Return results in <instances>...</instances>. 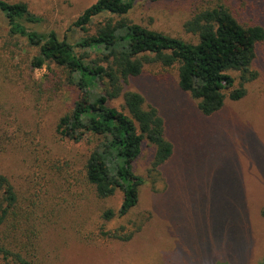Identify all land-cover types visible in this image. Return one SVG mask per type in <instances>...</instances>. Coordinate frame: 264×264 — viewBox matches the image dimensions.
I'll use <instances>...</instances> for the list:
<instances>
[{
	"label": "rangeland",
	"instance_id": "374dc122",
	"mask_svg": "<svg viewBox=\"0 0 264 264\" xmlns=\"http://www.w3.org/2000/svg\"><path fill=\"white\" fill-rule=\"evenodd\" d=\"M24 2L41 22L24 25L74 44L86 32L72 27L97 0ZM224 3L243 25L264 28V0H134L128 19L185 41L183 24L197 8ZM102 19V17H100ZM92 32V29H89ZM38 49L9 33L0 13V174L13 185L15 216L0 225V249L17 251L32 264H261L264 259V42L252 63L257 78L246 95L226 99L210 116L179 89L176 68L145 65L126 88L140 93L164 121L172 155L154 182L152 149L135 163L147 180L137 206L105 221L120 192L99 199L84 182L86 146L60 141L55 125L78 98L60 70L32 67ZM116 106L120 100L114 102ZM153 180V182H152ZM140 227L129 241L101 232ZM0 264H17L11 258ZM6 259V258H5Z\"/></svg>",
	"mask_w": 264,
	"mask_h": 264
},
{
	"label": "trees",
	"instance_id": "16d2710c",
	"mask_svg": "<svg viewBox=\"0 0 264 264\" xmlns=\"http://www.w3.org/2000/svg\"><path fill=\"white\" fill-rule=\"evenodd\" d=\"M133 2L97 0L72 23L86 35L71 44L54 31L27 29L24 23L37 24L41 18L26 3L0 0L9 33L38 49L32 67L46 65L50 72L57 68L65 83L78 92L54 132L60 141L86 146L83 179L97 198L121 193L119 207L104 211L105 221L123 218L137 206L139 190L147 180L134 168L144 146L152 149L148 172L154 182H163L159 169L172 155L163 118L155 107L145 105L140 93L126 88L129 79L141 75L148 64L176 68L179 89L197 101L202 115L210 116L226 99L238 101L246 95L245 85L257 78L252 68L256 47L264 42L262 26L241 24L224 3L194 10L183 24L185 33L196 39L190 42L130 21ZM117 100L119 106L114 104ZM17 202L13 185L0 174V225L15 216ZM139 229L120 226L102 231L101 236L129 241ZM0 252L4 260L32 264L18 250L2 248Z\"/></svg>",
	"mask_w": 264,
	"mask_h": 264
}]
</instances>
